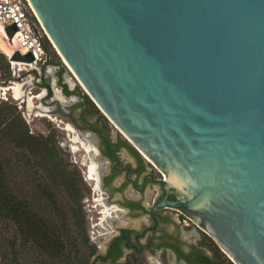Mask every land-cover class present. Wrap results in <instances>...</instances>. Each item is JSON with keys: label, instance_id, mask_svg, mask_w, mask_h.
<instances>
[{"label": "water", "instance_id": "obj_1", "mask_svg": "<svg viewBox=\"0 0 264 264\" xmlns=\"http://www.w3.org/2000/svg\"><path fill=\"white\" fill-rule=\"evenodd\" d=\"M25 1L87 96L177 193L151 213L185 208L233 264H264V0Z\"/></svg>", "mask_w": 264, "mask_h": 264}, {"label": "trees", "instance_id": "obj_2", "mask_svg": "<svg viewBox=\"0 0 264 264\" xmlns=\"http://www.w3.org/2000/svg\"><path fill=\"white\" fill-rule=\"evenodd\" d=\"M1 42L0 38L2 48ZM42 42L47 58L45 65H57L65 71L45 36ZM0 77L4 79L1 84L14 78L3 53H0ZM68 168L54 136L32 134L16 105L0 102L2 262L93 264L97 246L90 238L80 204L84 196L81 177H76ZM209 250L212 264H232L210 245ZM108 264L148 263L140 255H133L122 263Z\"/></svg>", "mask_w": 264, "mask_h": 264}, {"label": "flooded vegetation", "instance_id": "obj_3", "mask_svg": "<svg viewBox=\"0 0 264 264\" xmlns=\"http://www.w3.org/2000/svg\"><path fill=\"white\" fill-rule=\"evenodd\" d=\"M64 73L60 66L52 64H44L40 70L32 71L35 86L39 91H45L41 104L43 107H50L43 108L42 111L65 119L67 128L64 130L73 133L71 138L68 137L69 142L80 143V149L86 154L81 165L84 169L82 172L86 173L84 179L89 182L93 192L94 213L97 215L95 227L104 229L103 225H107L112 233L104 255H98L101 263H122L135 254L141 255L148 264H155L152 257H155L157 264H212V253L205 247L209 240L213 241L203 227L206 220L203 218L198 223L197 217L185 208H156L151 213L152 207L164 198L168 201L178 200L177 193L173 190L167 193L164 190L163 185L158 183L162 178L156 172L162 177L161 173L142 154L154 169L149 168L148 163L138 156L133 163L123 156V140L131 143L117 128L115 129L124 139L104 134L97 128L83 129L74 121V112L69 109L73 102L71 97L78 100V105L83 110L88 104L87 98L70 88ZM52 79L54 86L60 90L62 99L54 95ZM88 113L83 111L80 115L84 118ZM92 137L98 138L99 142ZM68 146L70 150L76 149L72 144ZM91 162L96 166H89ZM90 167L96 173H91ZM148 185L150 191L146 194ZM127 187L130 191L126 193ZM184 227L193 228L188 238L183 233ZM98 250L97 246V252Z\"/></svg>", "mask_w": 264, "mask_h": 264}, {"label": "rangeland", "instance_id": "obj_4", "mask_svg": "<svg viewBox=\"0 0 264 264\" xmlns=\"http://www.w3.org/2000/svg\"><path fill=\"white\" fill-rule=\"evenodd\" d=\"M3 43V41H2ZM52 46V45H51ZM7 47L6 43L4 42L2 45V48ZM8 48V47H7ZM53 48V47H52ZM54 49V48H53ZM55 54L57 55V58L65 68V81L68 83L70 88L72 90H76L78 93H81L83 95L87 94L83 90V88L80 86L79 82L75 79V77L71 74L69 69L63 64L62 60L60 59L59 55L54 50ZM0 53H2L0 51ZM43 65L41 66H33L30 64H24V63H10V70H11V76H13V80L6 82L5 84H1L4 79L0 77V102L1 101H9L16 105L17 110L20 112L21 117L26 122L29 131L32 134H42L44 136H54V139L56 141V145L61 153V157L65 164L69 165V168L71 171H74L76 177H81V190L84 194L83 199L81 201V206L85 215L88 232L90 235V238L93 242L96 243L98 246V252L95 258L93 259V264H101V258L98 255H104L107 245L112 237L111 228L107 225H103L104 229H98L95 227L96 224V217L97 215L94 213V202L92 200L93 192L90 188L89 182L85 181L86 173L82 172L84 169L82 167V162H84L85 152H83L82 149H80L81 145L79 144H73L72 142H69L68 137L71 138L73 133H69L67 130H64V128H67V123L65 119L59 116H55L53 114H50L48 112L42 111V109H49L47 107H43L41 104V99L45 93V91H39L38 87L35 86V80L34 75L32 74V71L34 69L40 70ZM55 82L52 79V86H53V93L56 97L62 99L60 95V90L54 86ZM20 86V93L16 96V92L14 91L15 86ZM79 87V90L78 88ZM73 102L69 105V109L74 112L73 117L74 121L81 127L86 128L88 130H91V128H97L100 129L104 134H109L112 137H121V136L115 127L110 124L109 120L100 112V110L97 108V106L93 103V101L87 96V106L83 110L81 106L78 105V100H76L75 97H71ZM77 107V108H76ZM88 113L91 111V113L85 114L84 118L82 117L81 112ZM86 131V130H85ZM89 132V131H88ZM68 133L70 136H68ZM83 133V132H81ZM82 142H85L87 144V141L83 140L82 137H80ZM94 141L99 142V139L96 137H92ZM125 145L123 146V156L132 163L135 160V157H140L144 162L148 163V167L152 168V166L149 164V162L138 152V150L133 147L131 144H128V142L124 139L123 140ZM74 145L76 149H69L68 145ZM90 145V144H89ZM91 147V145H90ZM93 148V147H91ZM89 150V149H88ZM85 154V155H84ZM91 156V155H90ZM96 161V160H93ZM90 165H95V163L91 162ZM88 166V167H89ZM154 169V168H152ZM69 170V171H70ZM158 170V169H157ZM95 172V170H94ZM160 172V171H159ZM96 173V172H95ZM157 176L159 178L164 179V176H160L156 172ZM88 175V171H87ZM162 175V174H161ZM97 177V176H96ZM118 179V178H117ZM116 179V180H117ZM115 180V181H116ZM130 188L127 187L125 189V192H129ZM150 191V186L148 185L145 189V193L147 194ZM107 212V209H106ZM171 213L175 214L176 212L171 211ZM131 220V219H130ZM132 221V220H131ZM171 227L174 228L173 225ZM182 229V227H181ZM193 231V228L190 227H184L183 233L185 237L188 238L190 233ZM191 241V240H190ZM212 243H211V242ZM209 244H206L208 246H205L207 249H209V245L213 247V249H217L222 256L227 259L229 262V258L218 248L216 243L212 240L208 241ZM135 255V254H133ZM131 255V256H133ZM141 256V255H140ZM154 256V255H153ZM142 257V256H141ZM152 261H154L155 264L157 262L155 261V257L151 258ZM232 263V262H231ZM0 264H5L0 259ZM233 264V263H232Z\"/></svg>", "mask_w": 264, "mask_h": 264}, {"label": "built area", "instance_id": "obj_5", "mask_svg": "<svg viewBox=\"0 0 264 264\" xmlns=\"http://www.w3.org/2000/svg\"><path fill=\"white\" fill-rule=\"evenodd\" d=\"M11 25L15 26L16 32L12 38H8L5 29ZM43 36L38 20L26 1L0 0V38L8 47H0V51L7 59L14 51H19L31 55L34 67L44 65L47 58Z\"/></svg>", "mask_w": 264, "mask_h": 264}, {"label": "bare ground", "instance_id": "obj_6", "mask_svg": "<svg viewBox=\"0 0 264 264\" xmlns=\"http://www.w3.org/2000/svg\"><path fill=\"white\" fill-rule=\"evenodd\" d=\"M28 5H29V3H28ZM30 6V5H29ZM31 8V7H30ZM65 63V62H64ZM66 65V64H65ZM67 66V65H66ZM69 69V68H68ZM14 88V91L16 92V96L17 95H19V93H20V86L18 85V86H15V87H13ZM127 139V138H126ZM128 140V139H127ZM129 141V140H128ZM130 142V141H129ZM131 143V142H130ZM138 152L140 153V154H142L139 150H138ZM143 155V154H142ZM144 156V155H143ZM145 157V156H144ZM146 158V157H145ZM147 159V158H146ZM148 160V159H147ZM149 161V160H148ZM150 162V161H149ZM151 163V162H150ZM152 164V163H151ZM153 165V164H152ZM90 172L91 173H93L94 172V169H93V167H90ZM164 180H165V178H164Z\"/></svg>", "mask_w": 264, "mask_h": 264}]
</instances>
